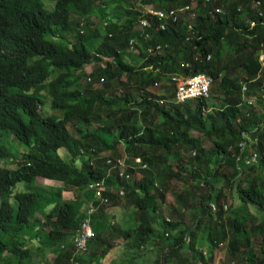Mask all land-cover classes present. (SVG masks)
I'll use <instances>...</instances> for the list:
<instances>
[{
  "label": "trees",
  "instance_id": "1",
  "mask_svg": "<svg viewBox=\"0 0 264 264\" xmlns=\"http://www.w3.org/2000/svg\"><path fill=\"white\" fill-rule=\"evenodd\" d=\"M145 3L196 4V16L142 30L132 0H0V264H214L224 244L229 264H264V0ZM154 45L163 55L149 54ZM199 74L219 82L211 90L223 96L219 109L209 99L161 106L174 87L148 91ZM194 132L214 146L207 150ZM244 143L259 152L258 164L245 162ZM127 156L141 160L128 168L130 180L119 173ZM102 179L107 203L92 200L95 238L72 262L93 198L87 186ZM227 191L235 198L229 212Z\"/></svg>",
  "mask_w": 264,
  "mask_h": 264
},
{
  "label": "rangeland",
  "instance_id": "2",
  "mask_svg": "<svg viewBox=\"0 0 264 264\" xmlns=\"http://www.w3.org/2000/svg\"><path fill=\"white\" fill-rule=\"evenodd\" d=\"M56 1L57 0H44V3H45L46 6L53 7ZM132 3L134 5L133 9L140 13V16L138 17V21H137V24L135 25V27H150L152 25L153 18L159 17V11H156V10H159V8H157L154 4L145 3V0H140V1L132 0ZM195 6H196V4H192V7H195ZM154 9H156V10H154ZM187 11L188 10H186V7L181 8L179 10L176 9V11H174V14L170 15V17L171 16H177V18H179L180 16H182V17L184 16V18H186L187 20L190 21V19L191 20L193 19V13L192 12L191 13H187ZM195 16H196V13H195ZM91 20H92L93 24H95L97 22V19L94 16L91 18ZM82 27H83V24L81 25L80 29H82ZM149 35H150L149 33H146V39L149 38ZM130 46H135L136 47V49L133 51L135 54L139 53V51H138L139 48L137 47V45L135 43H130ZM156 49L159 50V46L158 45H154V46L149 47L148 48L149 54H151L152 56L153 55H157V54L163 55L162 51L159 52V51H156ZM103 60L104 61H110V58H103ZM92 69H93V65L92 64L84 66V72L86 74L91 73ZM180 77H184V76L180 75ZM218 84H219V82H218ZM218 84L213 82L212 92L215 91V89H216L215 86H217ZM94 85H95V87H100L101 86L100 84H97V83H95ZM163 85H165V86H161L160 87V85L158 84V85H156L154 87L149 88L148 91L151 94H153L154 96H162V95L170 92L171 89L174 87L173 84L170 83V81L166 82ZM165 88H169L170 91H168V89H165ZM212 92H211V95L209 97L210 103L212 104V108H213V110L214 109H219L221 107V104H222V101H223V96H221L220 93H218V95H212ZM119 93H121V90L119 91ZM140 94H141V92H139V93L136 92L135 93V95H134L135 98H136L135 100H141ZM244 101H246V103H248L252 107H254L257 112H259V113L263 112L261 106H259L257 104L256 99L247 98L246 96H244ZM213 110L210 109V111H211L210 113H212ZM56 114H57V112H56ZM94 126H96V125H94ZM72 127L74 128V126H71L70 124L68 125L69 130L75 132ZM193 135L196 136V137L198 136V137L202 138V142H203V144H204V146H205V148L207 150L211 149L214 146V143L212 142V140H210L208 138H204L201 133H197V132L195 133L194 132ZM6 141H8L9 145L10 144H13V145H17L18 144V141L14 137H12L10 135H6ZM3 142H5L4 139H3ZM81 150L84 151L85 149H81ZM127 159H128L127 162H124L123 159H120V161H119V165L122 166L119 169V173L120 174H125L126 171L128 170V168H132L134 165L140 164V159L139 158L138 159H134V161H130V162H129V157L128 156H127ZM1 164L2 165H6L4 163H1ZM141 176H142V173L139 172V171H137L134 174L135 179H138ZM241 180H242V178H239L238 184H239V182ZM37 181L39 183H44L47 186H50V185H60L61 186V185H63V183L61 181L44 179L42 177H38ZM226 193H227L228 198H229V200L227 202V204L229 206V209H228V212H229L231 210L230 208L232 207L235 198H233L232 194L229 193L228 191ZM119 195L122 196V192H120ZM63 196L66 199H71V198H74V193L72 191H64L63 192ZM121 198L123 200V197H121ZM173 202H174V196L171 193L167 194L166 203L164 205L165 214L166 215L168 213L169 205L172 204ZM119 213H120L121 216L125 215V214L122 213L121 210L119 211ZM258 215L253 219V221L255 223L259 221L258 219H259V217H261L260 216L261 213L259 212ZM112 220H114V219H112ZM45 230H48V227H46ZM259 248H260V238L254 239V249L256 250V252H258ZM227 251H228V247H227L226 244H224L220 248V250L215 251L214 264H229L230 263V259H229V254H228ZM44 259H46V258H44ZM48 260L52 263V261L54 260V255L50 254L49 257H48ZM40 261H42L41 257L39 258V262Z\"/></svg>",
  "mask_w": 264,
  "mask_h": 264
},
{
  "label": "built area",
  "instance_id": "3",
  "mask_svg": "<svg viewBox=\"0 0 264 264\" xmlns=\"http://www.w3.org/2000/svg\"><path fill=\"white\" fill-rule=\"evenodd\" d=\"M140 1V0H136ZM193 2L195 0H192ZM186 7L187 13H193V18L195 16L194 12V7L191 5L189 6H184ZM181 7V8H184ZM179 8V9H181ZM177 9V10H179ZM156 10V9H154ZM159 11V17L153 18L152 20V25L150 27H136V28H141L142 30H147L149 28H152L153 25L155 24V21L158 22V25H156L157 28H155L157 31L165 30L166 29V24L165 22L167 20H173L177 21L179 18L177 16H171L174 14V11L176 9H170V10H156ZM82 32V31H81ZM130 43H135L133 40ZM159 46V50L156 49V51H161V46ZM135 46H131V48H134ZM135 50V49H134ZM210 57L208 58V61H210ZM260 62L261 65L264 66V53L260 54ZM189 66V65H187ZM172 81L170 82L174 86V99L173 101L167 100V99H158L157 102L159 105L164 106L165 104H175V105H181L189 102H193L196 100H202V99H209L211 95V90H212V85H213V79L204 75V74H199L194 77H180L178 76H173ZM245 92V89H244ZM242 151L241 152H247L248 150V144L244 143L241 144ZM252 154V157L249 160V163L251 161H255L258 157L257 153H254L252 149L249 150V155ZM249 157V156H248ZM141 162V160H140ZM145 168V166H143ZM121 177H126L127 179L130 178V175L126 174H120ZM108 189V185L106 184L105 180H96L92 181L88 185V191L92 193V196L95 200H98L100 203H107V198L105 197V192ZM124 193L122 192V195ZM98 205L95 204L94 201H91L88 205L86 215L84 220L81 223L80 228L78 229L77 233V238L75 240L76 243V248L77 252H86L87 251V244L88 241L94 237V232L92 230L91 222H92V217L93 215L97 212Z\"/></svg>",
  "mask_w": 264,
  "mask_h": 264
},
{
  "label": "clouds",
  "instance_id": "4",
  "mask_svg": "<svg viewBox=\"0 0 264 264\" xmlns=\"http://www.w3.org/2000/svg\"><path fill=\"white\" fill-rule=\"evenodd\" d=\"M82 31V32H81ZM80 32H81V34L83 33V29H80ZM197 101V100H196ZM194 102V101H193ZM189 103H191V102H189ZM259 141L256 139V143H258ZM253 144L252 145H249L248 144V150H247V152H249V150L250 149H252L253 151H254V153H257L258 154V157H257V159L255 160V161H251L250 163H249V160H250V158L252 157V154H250V155H248L249 157H247L246 158V160H245V162L247 163V164H252L253 162L254 163H256V164H258L259 162H260V154H259V152L258 151H256L254 148H253ZM84 153H86V151H83ZM95 153V149L92 147V148H90V152H89V155H91L90 156V163L92 164L93 163V161H94V154ZM246 153V152H245ZM93 156V157H92ZM239 158V160H242V156H239L238 157ZM126 173H128L127 171H126ZM125 173V174H126ZM127 175V174H126ZM129 175V174H128ZM122 178H126L125 176L124 177H122ZM129 179H131V177L129 178ZM87 189H88V186H87ZM89 205V204H88ZM86 211H87V209H86ZM96 214V213H95ZM94 214V215H95ZM85 215H86V213H85ZM93 215V216H94ZM84 218H85V216H84ZM84 218L82 219V221L84 220ZM92 219H93V217H92ZM82 221H81V223H82ZM80 226H81V224H80ZM80 226L78 227V229L80 228ZM91 226H92V222H91ZM78 229L76 230V234H75V236H74V239H73V242H74V246H75V251H74V255H73V258H72V262H74V258H76V256H78V255H82V254H84V255H87L88 254V245H89V242H90V240H92L93 238H95V232H94V230H93V227H92V230H93V232H94V237L93 238H91L89 241H88V244H87V251L86 252H77V248H76V243H75V240H76V238H77V233H78ZM50 254H53L54 255V260L56 259V254L55 253H52V252H49V253H47L46 254V257H44V258H47V260H48V257H49V255ZM53 260V261H54ZM49 261V260H48ZM53 261H52V263H53ZM50 262V261H49Z\"/></svg>",
  "mask_w": 264,
  "mask_h": 264
},
{
  "label": "crops",
  "instance_id": "5",
  "mask_svg": "<svg viewBox=\"0 0 264 264\" xmlns=\"http://www.w3.org/2000/svg\"><path fill=\"white\" fill-rule=\"evenodd\" d=\"M125 180H130L129 178L127 179V178H124ZM56 186H60V185H56ZM93 197V196H92ZM94 198H91V200H90V202L93 200ZM97 205V204H96ZM125 217H123V222L124 223H126L127 222V220H128V218L130 219V217H128V213H126L125 215H124Z\"/></svg>",
  "mask_w": 264,
  "mask_h": 264
}]
</instances>
